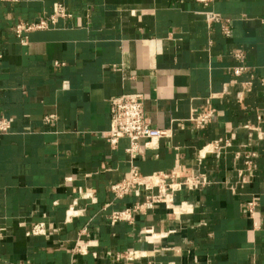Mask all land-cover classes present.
Returning <instances> with one entry per match:
<instances>
[{
    "label": "crops",
    "instance_id": "obj_1",
    "mask_svg": "<svg viewBox=\"0 0 264 264\" xmlns=\"http://www.w3.org/2000/svg\"><path fill=\"white\" fill-rule=\"evenodd\" d=\"M56 5L66 17L18 38ZM0 53V264H264V0H0ZM132 93L170 135L141 144L140 174L205 184L112 224L146 195L110 191L131 169L129 140L107 143L110 101ZM42 222L49 233L28 237ZM128 252L140 257L117 260Z\"/></svg>",
    "mask_w": 264,
    "mask_h": 264
},
{
    "label": "built area",
    "instance_id": "obj_2",
    "mask_svg": "<svg viewBox=\"0 0 264 264\" xmlns=\"http://www.w3.org/2000/svg\"><path fill=\"white\" fill-rule=\"evenodd\" d=\"M197 4L209 7L215 0H194ZM65 8L62 5H56L54 14L47 20H42L38 24H19L16 27V34L22 41L26 40V34L35 30H42L48 28L50 25H56L60 18L66 17ZM208 22L222 23L223 19L221 15L216 13L207 14ZM225 33L229 35V32L225 30ZM0 59L2 54L0 53ZM237 59L243 61L242 54L237 55ZM247 71L245 67L236 68L234 75L239 77ZM111 105V128L107 132V143L112 149H117L121 140L128 139L130 142L129 148L126 150L130 159L131 169L128 176L118 183H113L110 186V191L116 200H122L132 194H146L144 201L137 202L133 207L120 211H115L110 215V222L117 224L119 222L132 223L135 215L146 213L158 204H165L170 207L174 203L175 194L182 188H198L205 184L204 181L195 179H187L184 183H178L175 181V173L171 175H154L152 177H143L135 161L140 153V147L142 143L145 146L156 144L160 140L169 138L168 131L154 128L148 123L144 110V96L140 93L126 94L119 97H115L110 101ZM214 110L209 109L203 112H193L191 121L194 122L197 128L205 127L213 116ZM52 116L46 119V122H51ZM11 129L10 122L5 119L0 120V134L9 132ZM230 146L229 142L217 141L210 148L212 152L220 151L224 147ZM251 162L248 161L247 165ZM257 202L252 201L246 205V212L252 219L257 214ZM78 215V212L71 207L67 211V221H71ZM50 228L44 222L33 224L27 231L28 237L45 236L49 233ZM8 229L0 227V240L5 239ZM140 255L135 252H128L123 255H118L117 260L123 259L132 261L139 258Z\"/></svg>",
    "mask_w": 264,
    "mask_h": 264
}]
</instances>
